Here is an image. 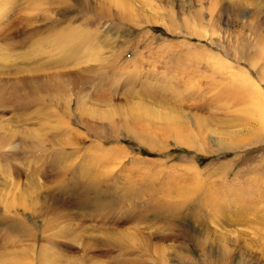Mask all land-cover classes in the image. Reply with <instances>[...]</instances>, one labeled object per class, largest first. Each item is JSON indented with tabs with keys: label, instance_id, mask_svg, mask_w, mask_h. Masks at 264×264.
<instances>
[{
	"label": "rangeland",
	"instance_id": "1",
	"mask_svg": "<svg viewBox=\"0 0 264 264\" xmlns=\"http://www.w3.org/2000/svg\"><path fill=\"white\" fill-rule=\"evenodd\" d=\"M0 264H264V0H0Z\"/></svg>",
	"mask_w": 264,
	"mask_h": 264
}]
</instances>
